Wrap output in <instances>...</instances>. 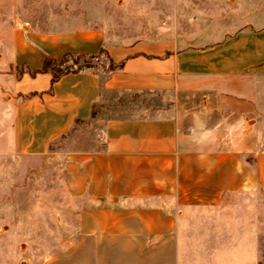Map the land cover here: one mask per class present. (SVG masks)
Segmentation results:
<instances>
[{
	"label": "crops",
	"instance_id": "crops-1",
	"mask_svg": "<svg viewBox=\"0 0 264 264\" xmlns=\"http://www.w3.org/2000/svg\"><path fill=\"white\" fill-rule=\"evenodd\" d=\"M164 7L173 27L163 23L160 37L136 40L105 27L42 31L2 22L0 169L12 168L17 180L89 121L104 94L162 100L144 115L104 123L95 147L57 154L70 234L38 264H181L190 246H222L208 261L230 264L221 255L240 253L243 239L252 264L263 259L264 0ZM65 55L103 57L112 67L55 82L31 75Z\"/></svg>",
	"mask_w": 264,
	"mask_h": 264
},
{
	"label": "rangeland",
	"instance_id": "rangeland-1",
	"mask_svg": "<svg viewBox=\"0 0 264 264\" xmlns=\"http://www.w3.org/2000/svg\"><path fill=\"white\" fill-rule=\"evenodd\" d=\"M171 1V0H169ZM168 0H0V30L2 22L49 31L105 27L111 34L137 36L149 32L161 36ZM203 10L210 9L203 7ZM185 19H181L183 22ZM187 22V21H186ZM168 23V24H167ZM153 33V34H152ZM91 66L100 72L111 68L102 57L96 59L67 58L62 71H76ZM162 105L161 96L151 94H104L89 121L80 122L67 135L51 145L50 155L41 164L27 167L24 180H17L0 169V264H38L37 257L48 254L58 243L65 242L70 232L65 230V210L70 204L64 189V156L69 151L95 147L102 137L104 123L123 117H137ZM58 154V156H57ZM4 173V174H3ZM3 174V175H2ZM11 177V178H10ZM7 181H2V180ZM56 210V211H55ZM52 212V213H51ZM58 212V213H57ZM78 222L73 216L74 227ZM239 243L240 253L228 254L230 264H252L253 254ZM242 245V246H241ZM185 249L181 247V251ZM222 246L187 248L181 264H226L217 259ZM264 262V238L260 240ZM232 252V253H233ZM218 256L208 261L211 255ZM218 254V255H217ZM183 258V254H181ZM231 256V257H230ZM217 260V261H216Z\"/></svg>",
	"mask_w": 264,
	"mask_h": 264
},
{
	"label": "trees",
	"instance_id": "trees-1",
	"mask_svg": "<svg viewBox=\"0 0 264 264\" xmlns=\"http://www.w3.org/2000/svg\"><path fill=\"white\" fill-rule=\"evenodd\" d=\"M75 57L79 58V59H87V58L80 56V55L75 56ZM67 58H72V56L71 55H65L63 57V59L61 60V62H59V63L55 62V60H53L52 58H47L43 64V67L40 70L31 73V75L34 76L37 73H49L52 75V81L55 82L59 78H61L63 75L71 72V71H62L61 70V65L64 63V61ZM84 68H91V66L86 65ZM78 70H80V69H78ZM78 70H76V71H78Z\"/></svg>",
	"mask_w": 264,
	"mask_h": 264
}]
</instances>
